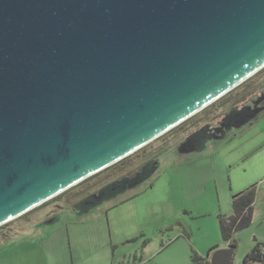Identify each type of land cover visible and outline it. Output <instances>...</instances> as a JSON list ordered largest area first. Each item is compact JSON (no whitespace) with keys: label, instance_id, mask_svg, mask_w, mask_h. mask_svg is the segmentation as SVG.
<instances>
[{"label":"water","instance_id":"1","mask_svg":"<svg viewBox=\"0 0 264 264\" xmlns=\"http://www.w3.org/2000/svg\"><path fill=\"white\" fill-rule=\"evenodd\" d=\"M263 68L264 0H0V226Z\"/></svg>","mask_w":264,"mask_h":264},{"label":"rangeland","instance_id":"2","mask_svg":"<svg viewBox=\"0 0 264 264\" xmlns=\"http://www.w3.org/2000/svg\"><path fill=\"white\" fill-rule=\"evenodd\" d=\"M242 105L253 109L264 106V68L201 112L128 156L126 163L117 164L95 179L79 183L0 226V235L16 234L0 243V250L26 254L27 264H43V256H56L58 250L69 253L73 236L98 235L105 241L98 250H110L118 256L139 252L153 236L168 235L169 232L161 230L163 224L170 226L171 235L183 227L194 245L209 240L219 247H227L222 242L217 217L219 214L229 216L232 207L222 193L217 200V182V190L221 192L223 185L226 189L232 185V195L239 193V189L256 188L251 224L233 237L236 247L231 264H244V258L256 245H264V109L256 119L249 115L252 112L249 108L245 115H236L235 121H245V125L226 130L223 137L209 143L200 153L181 155L177 150L181 141L195 129L216 126L223 115L233 107L241 110ZM151 158H156L158 164L149 179L110 199L95 195V205L73 208L87 195L134 172ZM54 214V222L43 223ZM158 227L162 232L153 234ZM125 236L134 238L124 242Z\"/></svg>","mask_w":264,"mask_h":264},{"label":"crops","instance_id":"3","mask_svg":"<svg viewBox=\"0 0 264 264\" xmlns=\"http://www.w3.org/2000/svg\"><path fill=\"white\" fill-rule=\"evenodd\" d=\"M249 107H244L242 110L237 111L236 113L232 114L229 118L225 121L219 122L216 126L212 127L210 125H205V127L197 132L196 134L192 135L189 138H185L181 141L178 146V153L181 155L188 154V153H200L204 151L209 143L212 141L218 140L223 137V133L226 130L232 128H240L245 125V121H235L236 114L245 115V110ZM253 111L254 116L252 119H256V115L258 116L259 111L264 109V106L261 108H249ZM250 115V114H249ZM251 116V115H250ZM244 120V119H243ZM251 120V119H250ZM249 121V120H248ZM250 122V121H249ZM158 164V161H157ZM157 167V165H156ZM156 170V169H155ZM155 170L150 174L146 175L140 182H144L146 179H149L150 176L155 172ZM139 182V183H140ZM216 188V196L217 200L219 201V195L225 200L228 199L231 203L232 207V200L233 198L238 195L239 193L243 192L244 190L239 189V193L236 195H232L234 193L233 186L230 185L229 188L226 189V186L223 185L222 192L218 191L217 189L219 186L217 182H215ZM132 187H124L118 194L125 192L128 189H132ZM225 189L228 191V194L225 193ZM242 190V191H241ZM236 191V192H238ZM114 196V197H115ZM74 208V207H73ZM76 208V207H75ZM78 209V208H76ZM230 214L229 216H231ZM223 216L221 214L218 215V224L220 217H229ZM56 214L52 215L50 218H47L43 221V223L51 224L55 221ZM42 223V222H41ZM96 227V226H94ZM138 229L140 230V226L137 225ZM135 227V228H136ZM161 230L169 232L168 235L159 237H152L146 244L144 243L141 246L140 251H132L127 253H122L121 255L115 254L110 250L100 251L98 250L99 246L105 242L101 240L100 236L93 235V236H85V235H75L72 237L70 241V248L69 253L62 250L56 256L48 257L43 256V264H67L69 261L70 264H190L191 257L193 254H196L200 257L207 258L210 260V256L217 250L225 249L226 247H219L216 243H213L209 240H204L199 244V246L194 245V242L185 232V229L182 227L178 233L173 235L170 234V226L169 225H161ZM141 231V230H140ZM160 227L156 229L155 233H160ZM143 232V231H141ZM10 236H16L12 234H3L0 235V243L5 241L6 238ZM134 237L125 236L123 240L124 242H129ZM105 244V243H104ZM1 245V244H0ZM105 246V245H104ZM60 248V247H59ZM58 248V249H59ZM250 254V253H248ZM247 254V255H248ZM246 255V256H247ZM28 257L26 254L15 253V252H5L0 250V264H27Z\"/></svg>","mask_w":264,"mask_h":264},{"label":"trees","instance_id":"4","mask_svg":"<svg viewBox=\"0 0 264 264\" xmlns=\"http://www.w3.org/2000/svg\"><path fill=\"white\" fill-rule=\"evenodd\" d=\"M242 109L246 106L242 105ZM237 108V107H236ZM233 107L229 113L223 115L219 122L225 121L229 118L232 114L236 113L237 110ZM241 109V110H242ZM250 115L254 116L253 111L249 113ZM238 115V113L236 114ZM235 115V116H236ZM205 126L195 129L191 132L187 137H191L192 135L196 134L200 130H202ZM127 158L121 160L120 162L114 164L113 166L89 177L88 179L84 180L80 184L88 182L96 177L100 176L104 171H107L114 167L117 164L126 163ZM157 165V159L151 158L145 164L140 166L134 172H128L119 178L115 179L113 182L108 183L104 187L100 188L97 192H94L90 195H87L82 200H80L74 208H80L85 205H95L93 202V196L100 195L103 199H110L114 197L118 192H120L124 187H132L137 185L146 175H150L155 169ZM79 184V185H80ZM256 196V188L252 186L243 192L236 195L232 200V215L229 217H220L219 218V229L222 242L227 245V247L235 249L236 244L234 240V234L240 230L246 229L250 226L252 221V213H253V204L255 201ZM260 245H256L250 254H248L245 258L243 263L247 264V262L254 256L258 247ZM190 264H210V261L207 258L200 257L196 254H193L191 257Z\"/></svg>","mask_w":264,"mask_h":264},{"label":"built area","instance_id":"5","mask_svg":"<svg viewBox=\"0 0 264 264\" xmlns=\"http://www.w3.org/2000/svg\"><path fill=\"white\" fill-rule=\"evenodd\" d=\"M247 264H264V245H260Z\"/></svg>","mask_w":264,"mask_h":264}]
</instances>
